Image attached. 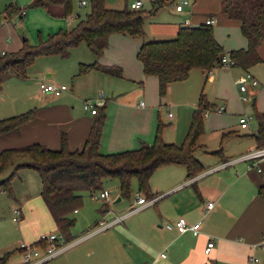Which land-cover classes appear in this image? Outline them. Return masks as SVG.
I'll return each instance as SVG.
<instances>
[{
  "label": "crops",
  "instance_id": "obj_1",
  "mask_svg": "<svg viewBox=\"0 0 264 264\" xmlns=\"http://www.w3.org/2000/svg\"><path fill=\"white\" fill-rule=\"evenodd\" d=\"M28 1L14 0L9 5L16 9V5H28ZM182 11L183 8L179 12L173 9L175 14ZM86 13L87 11L84 15ZM26 15L24 12L23 16ZM222 16L230 21L226 24L230 25L232 37L227 41L223 40L218 37L219 34L216 31L213 34L215 41L222 44L226 52L245 49L246 42L239 32L237 22L227 19L223 14ZM63 19L67 25V19ZM207 19L215 21L211 16H207L203 20L195 21L194 25L193 23L185 25L183 21L172 24H155L154 22L149 34L143 28V41L160 40L158 36L164 38L161 40L173 38L178 28L197 27L204 24ZM56 26L57 24L55 28ZM107 40H110L113 45L108 50L106 47L102 55L96 59L97 61L88 50L91 56H82L74 62L70 61L68 64L62 65V74L65 75V78L52 80L54 83L49 80L43 81L57 85H65L62 82H68V87L57 97L38 92L39 95L34 96L38 103H32L36 109L34 118L21 126L17 133L0 137V150L22 147L32 143L57 150L61 134L64 135L66 147L69 150L80 149L95 118L94 115L81 109V104L89 101L86 97L88 93L84 95L83 93L92 88H103L109 92L108 97L99 92L93 100V102L100 101L106 108L107 114L104 117L100 135L99 150L101 153L126 150L132 146L135 136L147 138L151 135L154 128L153 110L151 107H145L143 103L139 105V102L142 101L136 103L139 97H143V90L135 87L128 93L121 94L120 90L123 87L121 70L111 67L121 66L123 72L129 65H139L142 71L141 64L136 59V53L142 40L119 34H111ZM111 52H116L119 55L114 61L110 60ZM257 55L264 61V38L257 48ZM92 62L118 71L119 76L105 74L98 70L77 74L78 64ZM141 74L143 76V72ZM200 74L204 73L200 72ZM137 76L138 72L134 78ZM149 77L155 78L154 76ZM206 78L210 79V76ZM255 81L258 83L257 80ZM139 83L141 82L139 81ZM253 89H250L252 93V95L249 94L250 98L257 93ZM127 94L130 96L128 97ZM81 97L82 100H80ZM259 97L260 108L258 110L261 112L264 109V93L260 92ZM252 104L254 106V100H252ZM30 106L11 102V104L0 108V118L20 114ZM164 107L168 110L170 105L166 104ZM132 108L134 112H132ZM167 114L168 122L173 121V125L170 127L176 131L179 125L178 120L174 119L170 112ZM237 130L245 129H239L237 124ZM161 139L165 143H173L172 139H164L163 134ZM251 141V145H247L243 153L254 148L253 137ZM201 152L210 157V162L204 163L202 159L196 158L203 167L199 174L191 179H186L183 166L169 164L159 167L158 176L153 178L150 188H148L151 196L146 200L153 199L149 205L127 216L120 223L100 231L97 239L91 242L89 248L83 249V247L74 246L68 251H63V254L53 258H59L54 264H247V257L253 256L257 248L264 247V198L257 196L258 187L264 184V161L259 164L261 172L258 173L254 169L248 170L246 162L243 161L222 166L225 161L237 158L243 153L231 157L222 151L214 153V151L201 150ZM207 201H212L214 205L211 210L205 212L204 204ZM12 208L19 210L20 219L24 217V213L21 214L18 205L13 204ZM103 208L104 210H100V212L108 214L106 205ZM32 209L26 208V214L31 213ZM34 212L37 217L46 216L45 220L39 218L42 221V230L51 233V229H53L55 234H58L45 205L42 206L40 202L36 203ZM74 214H77V210L69 213V217L73 220L72 215ZM178 217L184 218L187 224L198 222L197 234L193 236L188 231L177 234L175 230H168L164 227L165 224L172 223ZM97 221L93 219L88 225L92 227ZM36 237L37 235L35 239H29V242H37L38 238ZM62 238L66 240L64 237ZM208 241H212L213 245L208 253L204 254L203 250ZM160 253L164 254V258L158 256Z\"/></svg>",
  "mask_w": 264,
  "mask_h": 264
},
{
  "label": "trees",
  "instance_id": "obj_2",
  "mask_svg": "<svg viewBox=\"0 0 264 264\" xmlns=\"http://www.w3.org/2000/svg\"><path fill=\"white\" fill-rule=\"evenodd\" d=\"M151 5L152 10L147 12L148 15H153L163 2L154 0ZM29 6L41 8L56 18H65L72 10L71 0H33ZM18 12L19 10L11 5H7L3 11L7 18L17 15ZM220 12L227 19L237 22L239 32L246 42L245 49L226 53V56L233 60V66L247 72L252 66L264 63L257 55V48L264 38V0H221ZM143 15L140 10L108 9L104 7L103 0H90L88 12L78 18L71 28L52 34L36 46L28 45L22 40L21 47L15 52L21 54L20 57L13 56L15 53L0 56V84L4 73L24 78L26 66L35 57L58 55L65 58L69 49L79 43H83L94 58H99L107 47V38L111 34L142 40L136 58L141 64L143 75L157 79L160 95L165 94L171 83L185 80L192 69L205 73L215 64H219L224 54L215 41L210 26L202 24L197 27H180L173 38L143 41ZM90 70L119 76L118 71L102 67L95 62L78 64L77 74ZM252 107L256 129L251 137L255 142L254 147L257 148L264 146V109L258 112L253 104ZM96 109L95 118L80 149L69 150L65 137L61 134L57 150L32 143L0 151V172L17 159L27 162L16 165L15 170L26 167L36 171L42 202L58 234L66 240L69 239L68 232L74 222L69 213L80 207L81 193L103 190L102 183L105 179L117 181L120 198H128L130 183L135 180L137 192L146 199L151 196L148 180L156 168L169 164L183 166L186 179L193 178L203 169L193 156L196 149H202L196 143L202 132L201 115L203 111L210 109L201 94L197 99L196 108L192 111L184 139L178 145L162 141L161 124L158 122L151 144L140 142L135 149L101 153L99 145L104 123V107ZM34 116L35 110L31 109L1 119L0 137L17 133L20 127L31 121ZM219 151L221 150L214 153ZM10 179L11 176L0 181V192L10 194ZM257 196L264 198V184L258 187ZM32 245L40 246L38 241ZM2 263L3 261L0 262Z\"/></svg>",
  "mask_w": 264,
  "mask_h": 264
},
{
  "label": "rangeland",
  "instance_id": "obj_3",
  "mask_svg": "<svg viewBox=\"0 0 264 264\" xmlns=\"http://www.w3.org/2000/svg\"><path fill=\"white\" fill-rule=\"evenodd\" d=\"M13 1L14 0H0V50L5 52V56H7L9 52L15 53L21 46L22 40H25L28 45L36 46L40 42L48 39L52 34L63 31L64 28H71L77 20L73 19V16L77 14L79 18H82L84 13L89 10V4L83 7H77L75 3L76 0H71L72 10L66 18V22H68L66 25L63 18L50 16L38 7L28 6L32 1L29 0L28 5L26 4L27 6L16 5V9L24 10L27 14L26 16L19 18L16 15H11L7 18L3 11L5 7L12 4ZM134 1L141 2V6L134 10L143 12L142 27L145 28L148 34L154 22L155 24H172L182 23L183 21L185 25L189 23H193L194 25L195 21L203 20L204 17L211 16L215 20L211 25L212 33L214 34L217 31L219 34L218 37L226 41L232 37L230 25L226 24L230 21L226 20L219 11L220 0H161L163 5L158 7L153 15H148L147 12L152 10L151 2L154 0H103V3L104 7L108 9L120 10L126 8L131 10L128 5ZM180 1H187L188 6H184L181 13L175 14L173 12L174 5ZM190 14L191 19L189 20ZM56 24L57 26L55 28ZM158 38L160 40L164 39L162 36H158ZM112 45L110 40H107L106 50ZM219 45L222 48L223 54L226 55L227 52L224 46L222 44ZM87 55L91 56L88 49L83 43H79L77 46L69 49L65 58H61L58 55L35 57L33 61L26 66L24 78L12 77L4 73L0 84V108L12 102L13 104L17 103L19 105H31L25 110L34 109L35 106L33 104L38 103L37 99L34 98L35 95H39L38 83L45 80L51 82L52 80L55 81V79L65 78V75L62 74V65L68 64L70 61L74 62L76 59ZM13 56L20 57L21 54L17 52L13 54ZM118 56L116 52H111L109 55L111 61H114ZM96 59L97 58H94L95 61H97ZM111 67H117L121 70L123 87L120 93L126 94L131 91L132 88L139 87L140 90H143L144 95L143 97H139L136 103L142 101L145 107H151L153 110L152 118L154 121V128L151 135L147 138L135 136L132 140V146L126 150L137 148L140 142L147 145L151 144L158 122L161 124V138L163 134L164 139H172L173 144L178 145L182 143L189 126L192 111L196 108L197 99L200 94L210 106V109L206 110L207 112L203 111L201 115L202 132L196 140V143L201 146V150H221L226 155L235 157L239 153H243L247 145H251V134H253L256 129L255 120L252 118L248 123L247 129L238 131L237 116L246 112L253 116L252 100H254L255 110L260 112L258 110L260 108L258 100L260 98V92L264 93V63L256 64L248 69L247 72L236 66L228 67L219 64H215L209 71L202 75L199 70L192 69L185 80L171 83L167 88L168 90L163 95L158 93L156 79L145 75L142 76L139 65H129L123 72L121 66ZM137 72L138 76L134 78ZM207 76H210V79H207ZM251 76L258 81L257 86L253 89L257 91V93L252 96L251 101L244 102L240 97H245L247 93L240 94L238 92V87L242 84H246ZM139 81L141 83H139ZM62 83L65 84L64 86L66 88L68 87V82ZM99 92H102L105 97H108L109 92L103 88H92L83 93V95L88 93L86 97H88L87 100L89 101L87 102L89 104L93 103L98 109L101 108L102 103H100V101L93 102V100L97 97ZM127 96L129 97L130 94H127ZM82 99L81 97L80 100ZM188 103L194 106H188L191 105ZM166 104L170 105L168 110L164 107ZM219 106L224 108V112L217 113L215 111ZM25 110H23L22 113L25 112ZM34 110L36 111V109ZM131 110L134 112L133 108ZM103 111L104 117H106L105 107ZM167 112H170L173 118L179 122L176 131L170 127V125H173V121L168 122L166 116ZM4 118L6 117L0 118V120ZM108 118L110 117L108 116ZM228 132H230V134H228ZM201 150L196 149L193 152V156L202 159L204 163H209L210 157L202 153ZM26 162L27 160L24 159L14 160L0 172V181L11 176L9 182L10 194L0 192V262L3 261L2 264H21V255L17 250L19 243L32 244L33 242H29V239H35L36 235V238H38L40 234L50 233L42 230L41 220H45L46 216L37 217L36 212H34V205L36 203L40 202L42 206L44 205L40 197L41 187L36 171L26 167L15 170L16 165ZM204 168H206V166H204ZM159 170V167L156 168L150 175L148 180L149 188L153 178L158 176ZM102 189L109 193L106 201L97 197L98 192L81 193V205L76 209L77 214L72 215L74 224L69 229V239L64 240L62 245L71 243L77 238H80L81 235L91 232L95 224L91 227L88 223L93 219H103L107 221L115 214H121L134 202L136 194H139V192H137L136 182L132 180L128 198L122 197L120 202L112 204L114 198L118 196L117 181L115 179H105L102 183ZM93 195H95L97 199H93ZM13 204L20 207L21 214L24 213V217L21 219L19 217L20 220L17 222L12 221L11 210ZM104 205L107 207L108 214L100 212ZM26 208H33V211L26 214ZM92 216L95 217L93 218ZM39 218L41 220H39ZM51 231L52 234L53 232L54 234L56 233L53 229H51ZM99 234L100 232L93 234V237L89 236L82 239L73 246L68 247L66 251L74 246H77V248L83 247V249L89 248L92 244L91 242L96 240ZM253 256L257 259L258 264H264V247L257 248ZM58 259H53L44 264H54Z\"/></svg>",
  "mask_w": 264,
  "mask_h": 264
},
{
  "label": "built area",
  "instance_id": "obj_4",
  "mask_svg": "<svg viewBox=\"0 0 264 264\" xmlns=\"http://www.w3.org/2000/svg\"><path fill=\"white\" fill-rule=\"evenodd\" d=\"M90 0H76V6L77 7H83L87 4H89ZM188 3L187 1H180L177 4L174 5V10L176 12L181 11V9L184 6H187ZM141 6V2L139 1H134L133 3H130L128 5L129 9L134 10L137 9ZM24 13V10H19L17 13V17H22ZM68 17V16H67ZM65 17V18H67ZM73 19H78V15L75 14L73 16ZM213 23L212 20L207 19L204 21L205 25L210 26ZM5 52L0 50V56L4 55ZM219 64L221 66H228L231 67L233 66L234 62L233 60L229 59L226 55H223L220 58ZM257 85V82L253 79L250 78V80L246 84H242L238 87V92L240 93H247L245 97H240L242 101L244 102H249L250 101V96L249 92L250 89H253ZM66 87L62 84L57 85V84H52V83H44V82H39L38 83V91L39 93L42 94H51L52 96H59L61 95L64 91H66ZM139 105H142V102H139ZM81 109L84 112H88L91 115H94L96 113V106L89 104L88 102H83L81 104ZM217 112H223V107L219 106L216 108ZM207 112V111H206ZM205 115V114H204ZM167 116L169 117L170 114L168 113ZM252 115L251 114H239L237 117V124L239 129H247L249 121L252 120ZM237 161H243L246 162V167L247 169H254L256 172L260 173L261 169L259 167V164L264 161V146L257 147V148H252L248 150L246 153L240 155L237 158L227 160L225 161L222 166L226 165H232ZM191 179V178H190ZM109 196V193L106 190H101L98 192L97 197L103 201H106ZM93 199H97L95 195L92 196ZM153 200V199H152ZM152 200H146L141 194H136V198L132 204H130L127 209L122 212L119 215H114L111 219L105 221L103 219L98 220L95 223V227L93 230L82 238H77L71 243H66L62 245L63 243V238L59 234H40L37 241L39 242L40 246L37 245H32V244H26V243H19L18 245V251L21 255L22 263L21 264H44L56 256L60 255L63 251H65L68 247L73 246L74 244L78 243L81 241L84 237H87L91 234L100 232L102 230H105L111 226H114L118 223H120L124 218L127 216L136 213L140 209L144 208L145 206L149 205ZM213 202L212 201H207L204 204V211L207 212L212 209L213 207ZM12 214V221H19V210L17 208H12L11 210ZM199 223H193V224H187L184 218L178 217L175 221L172 223H167L164 225V227L168 230H175L177 234H182L184 232H190L191 235H196L197 230H198ZM43 245V246H42ZM213 243L212 241H208L204 247L203 253L207 254L210 248L212 247ZM160 258H164V254L160 253L158 255ZM247 264H258L257 259L254 256H248L246 259Z\"/></svg>",
  "mask_w": 264,
  "mask_h": 264
},
{
  "label": "water",
  "instance_id": "obj_5",
  "mask_svg": "<svg viewBox=\"0 0 264 264\" xmlns=\"http://www.w3.org/2000/svg\"><path fill=\"white\" fill-rule=\"evenodd\" d=\"M249 94L252 95L251 92H250ZM120 200H121V198H120L119 196H116V197L114 198V200L112 201V204H116V203L120 202ZM103 210H104V208L102 209V211H103Z\"/></svg>",
  "mask_w": 264,
  "mask_h": 264
}]
</instances>
